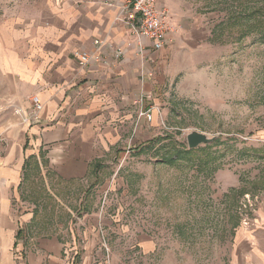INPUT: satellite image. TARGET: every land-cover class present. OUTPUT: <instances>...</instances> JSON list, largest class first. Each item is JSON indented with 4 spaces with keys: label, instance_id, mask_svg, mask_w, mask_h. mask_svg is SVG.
Listing matches in <instances>:
<instances>
[{
    "label": "rangeland",
    "instance_id": "obj_1",
    "mask_svg": "<svg viewBox=\"0 0 264 264\" xmlns=\"http://www.w3.org/2000/svg\"><path fill=\"white\" fill-rule=\"evenodd\" d=\"M172 2L203 31L173 35L177 52L143 106L152 121L137 111L135 135L120 133L96 180L68 186V197L47 196L32 170L15 203L40 233L70 236L74 264H231L239 229L263 199L264 43L227 37L242 20L211 35L245 0ZM191 132L215 141L189 151Z\"/></svg>",
    "mask_w": 264,
    "mask_h": 264
},
{
    "label": "crops",
    "instance_id": "obj_2",
    "mask_svg": "<svg viewBox=\"0 0 264 264\" xmlns=\"http://www.w3.org/2000/svg\"><path fill=\"white\" fill-rule=\"evenodd\" d=\"M122 1H0V264H74L70 236L40 233L44 226L33 214L17 215L23 183L37 171L47 196L68 197V186L96 180L120 133L135 135L136 101L141 92L151 95L153 77L167 73L177 52L173 35L203 31L172 0H158L174 31L161 51L142 39L139 56L129 31L114 22ZM96 39L105 42L102 61L79 69L74 53L93 52ZM118 49L124 54L116 58ZM145 74L152 77L142 79ZM30 96L43 105L35 125L21 124L15 113L30 107ZM141 131L150 134L148 125ZM230 258L231 264H264V196L252 223L239 229Z\"/></svg>",
    "mask_w": 264,
    "mask_h": 264
},
{
    "label": "built area",
    "instance_id": "obj_3",
    "mask_svg": "<svg viewBox=\"0 0 264 264\" xmlns=\"http://www.w3.org/2000/svg\"><path fill=\"white\" fill-rule=\"evenodd\" d=\"M114 22L121 24L129 31L135 40L139 56H142L145 52L142 39L150 42V49L152 51H161L168 45L169 36L174 31L168 8L159 5L158 0H123L118 6ZM104 43L102 40L96 39L93 41L95 47L93 52H75L74 56L77 67L84 69L92 62L102 61L100 50ZM123 54L124 51L118 49L114 53V56L119 58ZM145 76L149 79L152 77V74L142 75V79ZM150 100L151 95L141 92L136 101L139 107V117H143L148 122L152 121V108H143V106L144 103ZM28 101L30 107L27 110L16 108L15 113L19 116L21 124H38L43 105L37 96H30Z\"/></svg>",
    "mask_w": 264,
    "mask_h": 264
},
{
    "label": "trees",
    "instance_id": "obj_4",
    "mask_svg": "<svg viewBox=\"0 0 264 264\" xmlns=\"http://www.w3.org/2000/svg\"><path fill=\"white\" fill-rule=\"evenodd\" d=\"M247 8H250L248 15L245 14V9ZM237 13H239L238 16ZM241 20L243 22L241 32H236L233 34L234 36L228 33L227 37L231 39L239 37L238 39H240L243 38L245 34H248V36H256L254 39L255 41L257 40L264 43V0H245L244 4L242 2L231 15L214 26L211 32L212 37H223V32L225 30L231 31L234 26H239L238 23H240ZM145 149L146 148L142 150L139 147V152L142 153Z\"/></svg>",
    "mask_w": 264,
    "mask_h": 264
},
{
    "label": "water",
    "instance_id": "obj_5",
    "mask_svg": "<svg viewBox=\"0 0 264 264\" xmlns=\"http://www.w3.org/2000/svg\"><path fill=\"white\" fill-rule=\"evenodd\" d=\"M215 138H208L206 135L198 132H191L186 136V143L189 150L195 149L201 145L212 144Z\"/></svg>",
    "mask_w": 264,
    "mask_h": 264
}]
</instances>
